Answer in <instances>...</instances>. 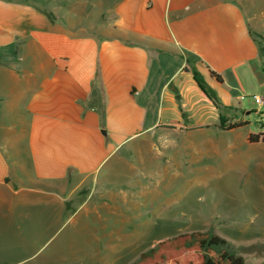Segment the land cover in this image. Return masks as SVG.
Segmentation results:
<instances>
[{"label":"crops","instance_id":"1","mask_svg":"<svg viewBox=\"0 0 264 264\" xmlns=\"http://www.w3.org/2000/svg\"><path fill=\"white\" fill-rule=\"evenodd\" d=\"M247 4L118 0L98 35L0 0V246L12 264L74 263L42 255L63 237L68 201L107 186L129 142L164 129L190 138L213 117L230 120L227 91L262 84L264 71ZM22 248L32 254L20 259Z\"/></svg>","mask_w":264,"mask_h":264},{"label":"rangeland","instance_id":"2","mask_svg":"<svg viewBox=\"0 0 264 264\" xmlns=\"http://www.w3.org/2000/svg\"><path fill=\"white\" fill-rule=\"evenodd\" d=\"M17 1L33 3L62 27L101 35L108 34L115 18L110 10L118 0ZM247 1L245 12L264 58V0ZM262 73V84L253 81L227 91L234 109L221 126L213 117L211 127L190 138L164 129L158 133L165 138L139 137L124 146L113 159L107 186L91 184L68 201L59 224L63 237L41 259L130 264L161 241L210 231L245 264H264V105L253 99L264 98ZM240 105L248 114L241 115ZM234 123L242 126L226 129ZM255 135L262 140L250 142ZM2 244L0 264H12ZM30 250L22 248L19 258L30 256Z\"/></svg>","mask_w":264,"mask_h":264},{"label":"trees","instance_id":"3","mask_svg":"<svg viewBox=\"0 0 264 264\" xmlns=\"http://www.w3.org/2000/svg\"><path fill=\"white\" fill-rule=\"evenodd\" d=\"M210 74L222 81L214 72ZM240 126L242 123H234L226 129ZM261 138V135L250 136L249 141L257 143ZM131 264H245V261L226 240L207 231L185 233L161 241Z\"/></svg>","mask_w":264,"mask_h":264},{"label":"built area","instance_id":"4","mask_svg":"<svg viewBox=\"0 0 264 264\" xmlns=\"http://www.w3.org/2000/svg\"><path fill=\"white\" fill-rule=\"evenodd\" d=\"M253 99H254V101L257 104H259V106L264 105V98L263 97H260V96L255 95V96H253Z\"/></svg>","mask_w":264,"mask_h":264}]
</instances>
